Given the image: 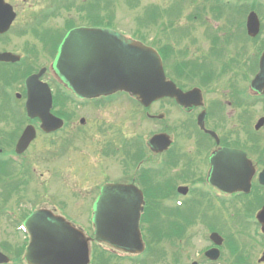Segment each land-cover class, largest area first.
<instances>
[{"label": "flooded vegetation", "instance_id": "flooded-vegetation-1", "mask_svg": "<svg viewBox=\"0 0 264 264\" xmlns=\"http://www.w3.org/2000/svg\"><path fill=\"white\" fill-rule=\"evenodd\" d=\"M5 1L12 6L16 14L8 31L0 34V53L10 52L16 54L19 59L15 62L0 61V74L5 69L14 68L21 72L24 78L25 74L36 73L42 69L40 79L48 83L53 95L52 112L64 120V127L69 126L65 111L69 90L56 79L51 68L63 34L69 28L67 23L63 29L55 28L51 22L40 24L53 16L51 12L54 11V6L59 9L57 11H67L69 0H50L46 8L37 10L39 14L33 13L32 17H28L25 11L31 10L34 3L19 9L10 0ZM91 2L88 0L83 3L86 7L88 5V13L93 10L96 17L100 15L101 8L99 2L96 4L94 1L91 8ZM86 7H82L80 11L83 20L80 25L100 24L101 19L98 17H89L90 19L85 21ZM19 17L23 18L24 22L21 23L24 25L33 22L32 27L17 28L13 39L9 31ZM232 20L235 21L236 18ZM237 28L240 32V24ZM239 32L237 37L241 34ZM21 34L29 35V40L21 45L19 50L7 47L8 42L16 41L18 35L23 36ZM235 36L233 34L232 38ZM221 51L224 52V49ZM206 52L189 58L190 64L197 71L196 86L201 91L200 103L182 107L173 99L162 98L160 102L165 104L168 100L172 103L180 119H176L172 124L164 120L165 113H153V116L160 117H148L151 121H163L160 126L164 129L153 134H167L171 140L169 147L155 152L147 144L149 138L140 134L130 135L126 140V149L123 150L125 155L122 162L125 165H121L120 171L116 168L117 173L113 180H124L141 189L144 196L143 215L151 218L147 222L148 229L155 227L151 224L153 217H158L161 221L162 226L157 229L164 233V237H168L165 238L162 249L166 252L162 257L163 263L169 259L174 264H264V230L257 218V213L264 205V187L258 180V173L264 165L260 167L255 157L258 154L260 163L264 162V121L261 127L255 128L257 120L264 118V112L260 110L264 107V93L252 91L249 84L245 88L243 78L246 79L247 74L242 78L240 75L241 80L232 85L226 82L223 73L215 75L214 78L211 74L207 75L204 66L207 65L210 55ZM241 53V50L236 54L229 51L224 55L229 58L236 55L235 62L241 60ZM47 58L50 62L45 64ZM197 68L201 71L204 68L206 72L199 73ZM214 80L225 84L217 95L208 97L207 86L204 84L209 85ZM20 88L22 92H16L15 98L18 100L23 97L24 104V80ZM6 104L5 89L0 87L2 112L6 109ZM146 115L149 116L148 113ZM83 118V121L78 119V124L83 127L91 126V120L87 116ZM34 122L38 124L36 119ZM114 144L117 146V143ZM6 148L5 146L0 151L3 152ZM114 153L117 152H112ZM244 156L253 166L249 191L245 192L242 187L237 191H229V168L239 166ZM188 242L191 244L190 249L186 246Z\"/></svg>", "mask_w": 264, "mask_h": 264}, {"label": "rangeland", "instance_id": "rangeland-1", "mask_svg": "<svg viewBox=\"0 0 264 264\" xmlns=\"http://www.w3.org/2000/svg\"><path fill=\"white\" fill-rule=\"evenodd\" d=\"M10 1L19 9L22 6H28V4L34 3V7H32L31 10L25 11L28 13V17H32L33 13L38 15L39 13H37V10H41L43 7L46 8L50 2H42L41 0ZM63 1L65 2L68 0H61L60 2ZM91 1H94L96 4L100 2V0ZM111 1V18H113L111 24L113 23L114 26L122 30L135 32L138 36L145 38L144 42L154 47H164V45L171 46L170 50L164 49L166 52H169L167 57L163 58L165 70L170 77L177 75V79H175L179 85L183 87L196 85L198 83V80L195 78H192L193 80L187 79L184 61L187 58L195 57V55L199 56L205 53L206 50L208 51L211 45L210 39L213 38L208 36L210 32H213L215 28H217L219 36L222 35L225 25L229 23L227 19L231 17L229 14H223L222 17L224 19L217 21L213 20L211 18L212 13L208 8L210 6L209 0H134L131 7L126 3V1L129 0ZM223 1L231 2L236 8L244 4L242 7L245 8V4H250L256 0ZM83 2L87 3L88 0H72V2L69 0L67 11H64V9L57 11L59 9L55 6L52 7L54 10L52 11L56 12V14L51 16L46 22L40 24L46 25L51 22L50 24L55 28L63 29L66 23L75 24L73 22L74 20H76V24L77 22L82 23L83 20L78 19L77 10L78 8L82 9V7H86V4H83ZM212 2L214 3L215 0H212ZM87 7L85 21L89 20V17H94L93 10L88 13ZM170 7H173L171 8V12L169 11ZM91 8H93V5ZM239 8L241 7L239 6ZM244 8L239 10V14L236 9L233 10V7L231 10L237 15V17L232 18H236L235 22L240 24L241 31H243V22L249 11V9L245 8V11H248L243 13ZM150 9L158 10L159 15L156 20L157 22L152 24H143L141 22L137 25L136 22L138 19H151L152 16L146 13ZM105 13V10L101 8L100 15L96 17L102 19ZM195 14L199 17L202 15L203 19L207 17L204 21L205 23L201 24L200 22L202 21L200 19H195ZM22 16L23 13L21 12V17ZM96 17H94V19ZM259 17H261V22L264 25V13L262 15L259 14ZM173 20L174 24L170 27L169 21L173 22ZM36 21H38V23L41 22V20ZM145 21L147 20L143 22L145 23ZM21 22H24L23 18L19 17L16 24L10 29L9 33L11 34V38L15 37L14 34L17 32V28L24 26L32 27L31 24L33 22L27 25ZM235 25L236 23L231 24L230 27L236 35L232 39L238 42L244 37L240 45L243 44L246 50L245 55H247V57H245V59H255V55L261 45L260 40L254 41L257 38L250 39L246 35L243 36V34L237 37L239 30H237V25ZM182 28L185 30L183 34L186 33V35H168L172 33L173 29H178L175 31V34H180L183 30ZM230 28L228 31L226 30V33L229 35L232 33V31L230 32ZM8 35L9 34H7V38H9ZM21 35L23 36L18 35L16 41L8 42L7 47L19 50L20 46L29 40V35ZM263 36L264 29L261 37ZM32 42H34V40H32ZM219 46L218 48H220ZM233 48L228 45L225 49L235 50ZM182 51L185 52L183 53ZM45 60V64L50 62L49 58ZM187 67L189 68V66ZM238 75L239 71L235 68V70L224 74V77L230 76V81H237ZM22 83L23 76L21 72L14 68L5 69L4 72L0 74V87H4L5 89V101L7 103L4 112L8 114V116L10 111L22 115L24 99L23 97L18 100L15 98L16 92H22L20 88ZM224 84L225 83H221L220 80H214L207 86L206 95L208 97H211L212 94H214V96L217 95L216 93L222 91ZM245 88H247V81L245 82ZM118 94L109 100H101L98 103H90L86 106H79L77 103L69 100L65 108L69 126L54 135L44 136L38 134V137L31 147L21 154L24 165L30 162V164L27 165L29 169H26L24 173L19 171V175H16L19 177L14 175L11 180L17 178L22 180V184H20L22 195L17 200L12 197L8 201H5L3 199V194H1L0 198V205H2L0 206V249L9 257V261L6 264H25L23 254L28 238L23 232L17 231V227H15L17 222L14 221H16L15 219L18 216V218L21 219L24 213L28 214L33 208L43 207L51 209L56 214L64 216L75 225L83 228L87 235H92V203L98 193V187L103 181H117L113 179L116 177V168L120 171L121 165H125L122 160L125 155L123 150L126 149L127 138L130 135L138 136V134L145 138H149L154 132L164 129L160 126V124H163V121H151L147 117L145 110L141 107L140 114H138L139 108L136 106L137 104L130 101L131 98L126 95H122L121 93ZM91 107L93 108L91 109ZM260 110L264 112V107L262 106ZM148 112L154 114L165 113L164 120L168 123L172 122V124L175 123L176 119H180L178 111L168 100H166L165 104L160 101L155 102L151 108H149ZM1 114L0 126H2V132H4L3 137L5 140L11 142L10 139H7L9 135L6 134L8 125H5L4 122L1 121L2 118H6V115ZM82 116H87V118L91 120L89 123L91 126L83 127L78 124V119ZM71 128H73V130L69 131ZM1 137L2 133L0 134V139ZM114 143H117L119 148H116L117 146H115ZM6 144L7 143H5L4 146ZM13 145L10 146L11 148L9 149L12 150ZM110 151H116L117 153L111 154ZM1 157L4 158L3 156ZM255 157L260 167L264 165V162L260 163V156L258 154ZM17 168L19 169V167ZM8 171L11 173L12 170L8 169ZM17 171L18 170H16V172ZM8 180H10V178H8L7 181ZM3 186V184L0 185V193H3ZM4 208H6V213L10 211V213L12 212L11 214H14L12 217L9 216L11 219L6 215ZM15 215H17V217ZM18 221L20 220L18 219ZM21 221L23 220L21 219ZM154 226L156 228L162 226L158 217L154 218ZM186 246L190 249L191 244L188 242ZM153 247L156 248V245H153ZM150 251L149 256H151V258L149 259L151 264L153 260L161 256V253L160 251L157 252L156 249H151ZM165 253L166 252H163L164 256ZM147 258L148 255L141 254L134 258L127 256L121 260L114 259L111 263L142 264V261L144 262ZM161 260L162 259L153 264H163ZM166 264H174V262L166 261Z\"/></svg>", "mask_w": 264, "mask_h": 264}, {"label": "water", "instance_id": "water-1", "mask_svg": "<svg viewBox=\"0 0 264 264\" xmlns=\"http://www.w3.org/2000/svg\"><path fill=\"white\" fill-rule=\"evenodd\" d=\"M0 12V32H3L14 13L3 0H0ZM258 31L259 20L251 12L247 18V32L255 36ZM17 58L10 53L0 54L1 60L14 61ZM52 70L61 82L80 97L91 98L122 90L145 107L166 96L175 98L185 106L196 103L194 99L200 97L197 88L183 92L166 79L161 58L152 47L125 39L106 28L71 29L58 48ZM41 73L32 74L25 80V107L29 117L38 116L41 127L45 131H52L61 125V121L49 113L51 95L47 85L39 81ZM250 86L258 92L264 88V52L260 57L259 72ZM34 135L33 127L27 126L15 151L22 152ZM169 142L167 135L157 134L148 143L153 150L162 151ZM244 167V179L248 180L251 167L247 161ZM260 180H264V171ZM141 201V192L131 184H104L93 204V240L125 252L142 251L138 228ZM24 225L30 235L24 254L27 264H88L89 241L92 238L85 236L63 217L47 209H38L26 218ZM7 261V256L0 252V263Z\"/></svg>", "mask_w": 264, "mask_h": 264}, {"label": "trees", "instance_id": "trees-1", "mask_svg": "<svg viewBox=\"0 0 264 264\" xmlns=\"http://www.w3.org/2000/svg\"><path fill=\"white\" fill-rule=\"evenodd\" d=\"M153 12L150 14L151 17V22H153V20L158 17V11L157 9L156 10H152ZM169 26L172 27L173 26V22H170L169 23ZM261 28H262V31L264 29V25L261 24ZM170 36H174L175 35V30L173 29L172 30V33L168 34ZM255 41V40H254ZM171 46L169 45H164V47H159V51L162 55L163 58H166L167 55L169 54V52L165 51L164 49L166 50H170ZM191 69L190 68L188 70V72H191ZM7 170V167L4 166L3 163H0V173H3L5 174V171ZM16 184H13V182L11 184H8V185H4L3 187V193H0L3 194V199L5 201H7L12 195H11V189L15 186ZM155 231V230H154ZM158 233H152V236L153 237H157ZM151 247V246H149ZM117 257H115L114 253L110 252L109 250H106L104 248H102L101 246L97 245V244H94V247H93V251H92V263L91 264H109L111 263L114 259H116ZM159 260V258H157L156 260L152 261L153 263L157 262ZM144 263V262H143ZM112 264V263H111Z\"/></svg>", "mask_w": 264, "mask_h": 264}]
</instances>
